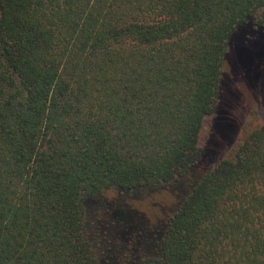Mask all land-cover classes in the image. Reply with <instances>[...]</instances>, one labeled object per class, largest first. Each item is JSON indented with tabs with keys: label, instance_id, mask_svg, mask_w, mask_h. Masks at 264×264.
I'll return each mask as SVG.
<instances>
[{
	"label": "trees",
	"instance_id": "16d2710c",
	"mask_svg": "<svg viewBox=\"0 0 264 264\" xmlns=\"http://www.w3.org/2000/svg\"><path fill=\"white\" fill-rule=\"evenodd\" d=\"M255 74L264 0H0V264H264Z\"/></svg>",
	"mask_w": 264,
	"mask_h": 264
},
{
	"label": "rangeland",
	"instance_id": "374dc122",
	"mask_svg": "<svg viewBox=\"0 0 264 264\" xmlns=\"http://www.w3.org/2000/svg\"><path fill=\"white\" fill-rule=\"evenodd\" d=\"M249 79L254 81V85L256 86V93H257L256 98L260 99L262 96H264L263 95L264 94V75L263 76H260L258 74L251 75V76H249ZM245 85H246V83H243V86H241L240 94H242V95L249 94V92L248 93L246 92L247 89H246Z\"/></svg>",
	"mask_w": 264,
	"mask_h": 264
}]
</instances>
